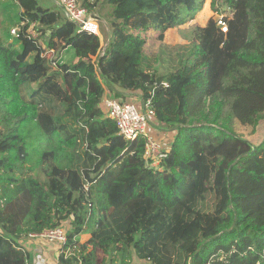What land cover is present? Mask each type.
I'll return each instance as SVG.
<instances>
[{"label":"trees","instance_id":"1","mask_svg":"<svg viewBox=\"0 0 264 264\" xmlns=\"http://www.w3.org/2000/svg\"><path fill=\"white\" fill-rule=\"evenodd\" d=\"M12 1L4 10L24 24L4 40L0 19V264H34L20 240L66 220L60 264H97L96 249L111 264H126L130 249L152 264H264V139L254 145L234 127L255 132L264 119V0H224L228 32L211 16L163 71L142 32L163 41L206 0H79L109 7L102 55L100 36L61 10ZM47 51L75 61L54 67ZM152 90L174 134L161 169L101 107Z\"/></svg>","mask_w":264,"mask_h":264},{"label":"built area","instance_id":"2","mask_svg":"<svg viewBox=\"0 0 264 264\" xmlns=\"http://www.w3.org/2000/svg\"><path fill=\"white\" fill-rule=\"evenodd\" d=\"M57 3L61 7L65 17L79 27V31H86L100 36L101 28L98 23V16L94 11H90L88 7L81 5L79 0H58ZM216 19L221 31L224 33L228 32L226 15L219 13ZM22 24H24V22H22ZM21 25L19 26L21 27ZM34 26L35 23H32L29 33L31 36L37 37L38 33L34 34L32 32ZM19 31V27L12 28V36L17 37ZM105 48L106 46L101 48L99 52L100 55L104 54ZM45 55L51 57V65L54 67L64 63L62 58L60 60L55 59L51 51H47ZM163 85L167 87L169 84L164 81ZM153 93L154 91L152 90L147 98H143L142 92L139 91L138 94H136H140L138 102L133 101L134 98L121 100L112 96H105L101 103V107L105 115L116 122L118 134L126 141L132 142L138 139L144 141V156L147 163L155 169H161V160L166 152L169 151V147L165 145V137L157 133L161 128L160 126H163V124H160L156 116V110L153 105ZM28 238H40L48 242L57 243L58 248L68 244L67 230H65L63 226L44 230L41 233H30ZM67 254L69 255L70 252L67 251ZM58 256L59 253L56 258V264H60Z\"/></svg>","mask_w":264,"mask_h":264},{"label":"rangeland","instance_id":"3","mask_svg":"<svg viewBox=\"0 0 264 264\" xmlns=\"http://www.w3.org/2000/svg\"><path fill=\"white\" fill-rule=\"evenodd\" d=\"M4 1H8V0H0V19L2 21L1 35L3 36L4 40H6V37L9 33H11L12 28L14 27L21 28V27L17 23L16 8L13 7L10 10H4ZM38 1L40 5L48 6L49 8H53V9L54 7L58 8L57 6H55V4L50 3L51 2L50 0H38ZM211 1L212 0H206L203 9L196 14L197 18L194 19L192 22L189 21L187 25L184 24L180 26L181 28L175 27L172 31L168 32L167 34L165 33V37L163 41L158 40L157 38L158 32H151V33L148 32L145 34V36H147L148 39V42L146 44V49L148 55L156 60L154 63H155V68L157 70L163 71L166 69L167 66L171 65L172 63H175L176 61H178V59H180L182 53L185 52V48H182V46L189 45V42L193 38L192 30L195 26L199 25L198 21L202 20V17L206 13V11H209L208 12L209 14L213 11V15L217 18L218 14L216 13V11L210 8ZM12 2H14V0ZM217 5L220 9V14H225L229 16L232 13L228 5L224 2V0H218ZM108 8H109L108 6L104 7L101 5V3H99V5H97V8L94 10L96 15L98 16V23L101 28L100 48H104L106 46L103 33L108 32L109 30V24L107 23L108 19L106 16L108 12ZM32 32L34 34L38 33L35 28L32 29ZM12 40L13 39L11 38L9 42H12ZM61 58L67 64L73 63L75 61L72 52H66L64 55H62ZM133 95H134L133 101L138 102V100L140 99V94L139 95L133 94ZM234 127L239 135L247 138L254 145H258L264 139V119L260 121L255 132L252 131L251 126L242 125L238 121H235ZM165 131L166 130L164 129V132ZM171 134L172 132H170L168 135L172 138L174 134L172 135ZM61 226H63L65 230H68V228L70 227V221L69 220L64 221ZM89 238H90V234H86V233L80 236L81 242H85ZM29 240H34V243L32 245V252H35L34 256L36 257V260L39 262V264H45L47 261H49V259L53 260V257L51 255H53V253L56 254L59 253L57 243L48 242L40 238L38 239L33 238ZM91 248L92 246L89 245V249ZM130 255L131 256L126 257V264H152L150 261L142 260L138 258L131 249H130ZM111 258H112V254L107 255L102 250L96 249L97 264H111L112 261ZM113 264H124V263L121 260L117 259L114 260Z\"/></svg>","mask_w":264,"mask_h":264},{"label":"crops","instance_id":"4","mask_svg":"<svg viewBox=\"0 0 264 264\" xmlns=\"http://www.w3.org/2000/svg\"><path fill=\"white\" fill-rule=\"evenodd\" d=\"M51 2L50 3H52V4H55V6H57L58 8H55L54 7V9H58V10H61L62 11V9H61V7L58 5V3H57V1L58 0H50ZM45 7H48V6H45ZM210 8H211V3H210ZM63 12V11H62ZM209 11H206V13L203 15V17H202V20L201 21H198L199 22V25L200 26H204V25H206V23H207V21H208V19L211 17V16H214L213 15V11L209 14L208 13ZM197 17H196V15H195V18H193L192 20H190V22H192L194 19H196ZM189 22V21H188ZM188 22L187 23H185L186 25L188 24ZM184 25V24H183ZM182 26V25H181ZM176 28H181L180 26L179 27H176ZM174 28H170V29H168L167 31H166V34L168 33V32H170V31H172ZM151 33V32H156V31H154V30H148V31H143L142 32V34L143 35H145L146 33ZM66 52H64L63 53V55L65 54ZM138 92L139 91H126V94H127V97L126 98H134V95L133 94H138ZM161 130V131H160ZM160 130H159V132H157V133H160L161 135L160 136H162V137H165V139H164V142H165V145H166V147H170V136L168 135L169 133H170V131H165L164 132V127H162L161 126V128H160ZM172 135V134H171ZM173 138V137H172ZM171 138V139H172ZM23 244H24V246L31 252V254H32V258H33V263L34 264H39V262L36 260V257L34 256V253L35 252H32V245H33V243H34V240H29V238L27 237V238H25V239H21L20 240ZM42 245V244H41ZM54 255H55V257H54ZM57 255L58 254H56V253H53V255H51L52 257H53V260H50L49 259V261H47L45 264H56V259L55 258H57Z\"/></svg>","mask_w":264,"mask_h":264}]
</instances>
